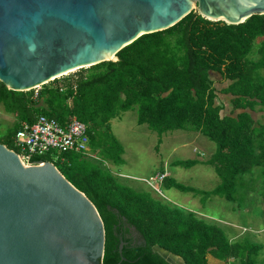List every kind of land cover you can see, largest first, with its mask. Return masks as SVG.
I'll return each instance as SVG.
<instances>
[{
    "label": "trees",
    "instance_id": "16d2710c",
    "mask_svg": "<svg viewBox=\"0 0 264 264\" xmlns=\"http://www.w3.org/2000/svg\"><path fill=\"white\" fill-rule=\"evenodd\" d=\"M259 38L263 40L254 49ZM116 57L38 90L11 91L0 82V107L15 119L0 144L20 154L13 145L15 133L21 122L32 123L37 115L61 125L75 117L86 126L87 154L93 159L67 152L59 154L56 164L48 154L33 156L29 164H54L95 206L105 233L102 264H175L160 250L178 258L177 264H209L208 256L211 261L256 264L261 245L247 239L231 242L216 224L120 181L108 165H120L124 151L109 123L135 109L137 124L160 138L187 131L215 144L205 162L221 180L212 192L186 187L169 176L160 183L166 190L236 202L239 186L247 185L243 176L255 168L264 190V126L253 118L264 111V78L259 75L264 69V15L229 25L191 12L166 30L142 35ZM218 95L231 97L229 114L223 113ZM197 162L173 165L189 169Z\"/></svg>",
    "mask_w": 264,
    "mask_h": 264
},
{
    "label": "water",
    "instance_id": "95a60500",
    "mask_svg": "<svg viewBox=\"0 0 264 264\" xmlns=\"http://www.w3.org/2000/svg\"><path fill=\"white\" fill-rule=\"evenodd\" d=\"M191 12L238 25L264 15V0H0V82L27 92L117 61L142 35ZM27 164L0 144V264H102L95 206L54 164Z\"/></svg>",
    "mask_w": 264,
    "mask_h": 264
},
{
    "label": "rangeland",
    "instance_id": "374dc122",
    "mask_svg": "<svg viewBox=\"0 0 264 264\" xmlns=\"http://www.w3.org/2000/svg\"><path fill=\"white\" fill-rule=\"evenodd\" d=\"M262 40L263 38H259L254 42V49ZM259 75L264 78V69L259 72ZM216 78L219 80V77L216 76ZM217 88H221V85H217ZM256 115L261 116L258 121L264 126V111ZM14 122V117L6 114L0 107V136ZM109 126L111 134L124 151L120 165H108L120 181L137 191L149 192L153 197L170 205H176L183 211L193 212L210 224H216L231 242L247 239L253 244L261 245L262 250L256 257V264H264V190L261 184L262 177L259 176L257 168L252 174L243 176V180L246 181L244 184L247 185L239 186L237 193L239 200L236 202H228L216 196L202 200L200 195L193 196L175 188L166 190L153 179L163 171L181 185L202 192H212L221 180L214 168L205 162L211 156L210 154L214 153L215 144L200 133L187 131L168 132L160 138L146 125L137 124L135 109L123 113L118 119L111 120ZM60 155L57 151H51L48 157L56 164ZM84 156L89 160L93 159L89 154ZM188 160L198 162L189 169L173 165L174 162ZM249 181H252L255 190H251L253 187L248 183ZM167 259L175 264L179 260L174 256ZM207 259L210 264L212 258L208 256ZM231 262L222 261L218 264H236Z\"/></svg>",
    "mask_w": 264,
    "mask_h": 264
},
{
    "label": "built area",
    "instance_id": "2783aa9c",
    "mask_svg": "<svg viewBox=\"0 0 264 264\" xmlns=\"http://www.w3.org/2000/svg\"><path fill=\"white\" fill-rule=\"evenodd\" d=\"M13 145L20 152L17 155L24 164L33 156H44L51 151L83 155L89 152L86 126L75 117L69 118L63 125L45 115H37L32 123L21 122ZM165 177V173H160L153 179L161 183Z\"/></svg>",
    "mask_w": 264,
    "mask_h": 264
},
{
    "label": "crops",
    "instance_id": "0c3cea01",
    "mask_svg": "<svg viewBox=\"0 0 264 264\" xmlns=\"http://www.w3.org/2000/svg\"><path fill=\"white\" fill-rule=\"evenodd\" d=\"M219 96V95H218ZM218 101H222L223 102V104H224V106H225V109H224V111H223V113L224 114H229L230 113V111H231V109H232V106H231V103H230V101H231V97L230 96H228V95H220L219 96V98H218ZM256 115V114H255ZM261 116H255V117H253L256 121L257 120H260L261 118H260ZM213 154V153H212ZM212 154H210V155H212ZM211 157V156H210ZM209 157V158H210ZM164 173H166V172H164ZM177 261H179V260H177ZM220 263L219 261H217V260H214L213 262L211 261V263Z\"/></svg>",
    "mask_w": 264,
    "mask_h": 264
},
{
    "label": "flooded vegetation",
    "instance_id": "af4514ba",
    "mask_svg": "<svg viewBox=\"0 0 264 264\" xmlns=\"http://www.w3.org/2000/svg\"><path fill=\"white\" fill-rule=\"evenodd\" d=\"M132 231H133V232H132L133 237L136 238V239H138V235H137V233L134 232L133 228H132ZM139 242H140V241L137 240V243H139Z\"/></svg>",
    "mask_w": 264,
    "mask_h": 264
}]
</instances>
